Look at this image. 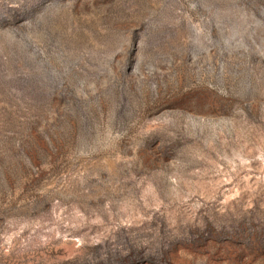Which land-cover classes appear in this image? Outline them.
I'll return each mask as SVG.
<instances>
[{
    "label": "rangeland",
    "instance_id": "374dc122",
    "mask_svg": "<svg viewBox=\"0 0 264 264\" xmlns=\"http://www.w3.org/2000/svg\"><path fill=\"white\" fill-rule=\"evenodd\" d=\"M0 264H264V0H0Z\"/></svg>",
    "mask_w": 264,
    "mask_h": 264
}]
</instances>
